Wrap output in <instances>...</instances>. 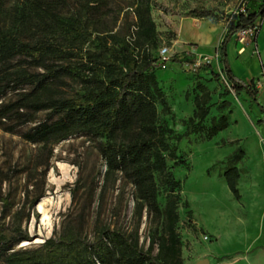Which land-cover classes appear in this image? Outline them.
<instances>
[{
    "label": "rangeland",
    "instance_id": "obj_1",
    "mask_svg": "<svg viewBox=\"0 0 264 264\" xmlns=\"http://www.w3.org/2000/svg\"><path fill=\"white\" fill-rule=\"evenodd\" d=\"M242 1L151 0L150 3L159 37V44L152 51L161 66L156 75L165 99L164 103H157L158 116L160 123L171 129L167 164L180 182L177 226L183 264H194L205 257L212 264H219L218 257L249 249L258 243L261 235L260 211L250 200L251 183L259 169L263 148L262 129L257 125L259 109L250 104L246 94L226 93L221 77L223 64L217 52L227 15L236 11ZM194 6L210 9V16L192 15L190 10ZM134 8L135 0H107L102 13L88 22L94 32L93 39L98 34L115 32L132 36L136 26ZM68 10H77L74 0H69L65 11ZM0 27L30 40L39 37L41 26L24 10L22 0H7L0 13ZM200 31L212 33V38L207 41L206 35L196 36ZM245 36L242 40L240 32L232 38L228 45L229 58L236 74L255 79L264 103V19L260 20L257 33L253 30ZM93 42L81 46L83 59L84 49H95L97 41ZM164 47L168 49L165 56ZM184 51L196 54L194 67L181 68L164 60ZM200 64L205 68H197ZM7 66L9 71L35 70L16 57L9 65L0 63V79ZM65 80L60 96L72 97L84 91L79 81L68 77ZM20 90L6 87L0 107L15 101ZM197 96L209 106L202 125L209 126L214 117H227V127L211 138L199 129L198 118L192 121ZM46 117V112L40 111L27 122L14 114L0 118L2 221L27 227L33 239L26 246L38 245L58 234L66 223L78 226L89 238L101 225L110 223L138 231L141 244L147 247L149 236L161 233L162 220L148 216L145 211L141 218L134 214V188L130 183L115 177L105 181V163L97 139L83 133L47 144L31 143L23 138L22 133ZM238 148L242 150L241 158L228 159ZM230 165L240 170L239 198L222 175ZM157 179L160 181L159 176ZM159 188L158 200L163 208L170 191L163 184ZM39 193L42 196L35 200ZM39 203L43 211L37 208ZM217 212L222 214L221 221ZM224 218L227 221L223 222Z\"/></svg>",
    "mask_w": 264,
    "mask_h": 264
},
{
    "label": "trees",
    "instance_id": "obj_2",
    "mask_svg": "<svg viewBox=\"0 0 264 264\" xmlns=\"http://www.w3.org/2000/svg\"><path fill=\"white\" fill-rule=\"evenodd\" d=\"M6 1L0 0V13ZM74 1L77 10L65 11L69 0H22L24 10L41 26L35 39H24L0 27V63L9 65L10 60L20 57L35 69L9 71L7 66L2 72L0 98L8 86L21 90L15 101L0 107V118L14 114L27 122L37 112L45 111V120L22 133L31 143L57 142L75 133L97 139L105 163V181L115 177L130 183L134 188V214L141 218L145 211L162 220L161 233L149 236L145 247L138 231L105 223L89 238L78 226L66 223L58 234L38 245L26 246L22 242L33 239L27 227L0 218V264H183L177 226L180 182L168 168L171 129L160 123L157 108V103H164L165 99L156 75L161 66L152 51L158 46L159 37L151 0H135L136 26L132 36L115 32L98 34L94 39L88 22L102 13L107 0ZM190 11L196 17L211 14L210 9L200 6ZM261 19L264 0H243L236 11L227 15L217 47L228 82L224 84L226 93L249 96L250 104L259 109L257 125L264 123V105L255 79H244L233 71L228 45L244 30L253 28L257 33ZM95 40V49H84L83 59L81 46ZM168 60L181 68L194 67L197 56L184 51ZM197 68L205 66L200 64ZM66 77L79 81L84 91L72 97L60 96ZM195 100L197 110L192 121L198 118V127L208 138L227 127L226 116L214 117L209 126L202 125L209 106L201 96ZM241 156L238 148L227 158L238 160ZM222 175L239 198V168L230 165ZM160 184L170 191L163 208L158 200ZM41 196L39 193L35 200Z\"/></svg>",
    "mask_w": 264,
    "mask_h": 264
},
{
    "label": "crops",
    "instance_id": "obj_3",
    "mask_svg": "<svg viewBox=\"0 0 264 264\" xmlns=\"http://www.w3.org/2000/svg\"><path fill=\"white\" fill-rule=\"evenodd\" d=\"M205 35H206L207 41H209V39L212 38V33L203 34L202 36H205ZM228 57H229V53H228ZM230 63H231V60H230ZM231 66H232V63H231ZM259 126L262 129V133H263L262 134L263 148L261 152V162L259 165V169L256 173L255 180L251 183V186L253 189L251 190V193H250L251 195L250 200L253 203V206L258 208V210L260 211V221L259 222H260L261 235L258 240V243L250 247L249 249L243 250V251L241 250L234 251L232 253L225 254V255H222L221 257H218L219 264H238L242 262H246L250 264H258V262H261L262 264H264V123H262ZM216 214L218 216V220L221 221L222 217L219 218V215L221 213L219 214V212H217ZM225 221L227 220L224 218L223 222ZM226 255H232V256L230 258L222 259V257ZM211 264H212V261H211Z\"/></svg>",
    "mask_w": 264,
    "mask_h": 264
},
{
    "label": "built area",
    "instance_id": "obj_4",
    "mask_svg": "<svg viewBox=\"0 0 264 264\" xmlns=\"http://www.w3.org/2000/svg\"><path fill=\"white\" fill-rule=\"evenodd\" d=\"M252 33H253V28H249V29H247V30L242 31V34H243V38H242V40L245 39V37H246L245 35H250V34H252ZM167 51H168V49L164 47V48L162 49V55L165 56V55L167 54ZM166 58H167V57H166ZM166 58H165L164 60H168V59H169V58H168V59H166ZM221 77H222V79L224 80V83H225V84H228L227 79H226L224 73H222V72H221Z\"/></svg>",
    "mask_w": 264,
    "mask_h": 264
},
{
    "label": "water",
    "instance_id": "obj_5",
    "mask_svg": "<svg viewBox=\"0 0 264 264\" xmlns=\"http://www.w3.org/2000/svg\"><path fill=\"white\" fill-rule=\"evenodd\" d=\"M45 240V239H44ZM43 240V241H44ZM29 244V242L25 243V244H21V245H26ZM194 264H211V260L208 257L202 258L200 260H198L197 262H195Z\"/></svg>",
    "mask_w": 264,
    "mask_h": 264
},
{
    "label": "bare ground",
    "instance_id": "obj_6",
    "mask_svg": "<svg viewBox=\"0 0 264 264\" xmlns=\"http://www.w3.org/2000/svg\"><path fill=\"white\" fill-rule=\"evenodd\" d=\"M195 32H196V31H195ZM199 34L201 35V34H204V33H202V32L200 31V32H198V34H196V36H199ZM37 208H38L40 211H43V208H42V204H41V203L38 204ZM27 242H28V241H23L22 244H25V243H27Z\"/></svg>",
    "mask_w": 264,
    "mask_h": 264
}]
</instances>
